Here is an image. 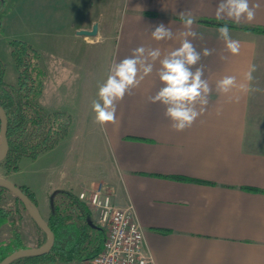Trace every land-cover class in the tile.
Returning a JSON list of instances; mask_svg holds the SVG:
<instances>
[{
    "label": "crops",
    "instance_id": "crops-1",
    "mask_svg": "<svg viewBox=\"0 0 264 264\" xmlns=\"http://www.w3.org/2000/svg\"><path fill=\"white\" fill-rule=\"evenodd\" d=\"M116 1L113 10L118 19L114 30L107 18L110 12L101 19L95 39L84 35L87 44L110 41V69L140 46L160 49V59L178 48L182 39L179 33L186 30L181 15L190 13L195 18L192 30L198 35L188 39L201 53L193 71L203 67V79L211 91L207 105L191 126L174 130L164 115L165 106L149 102V97L162 87L157 60L153 72L116 102L115 123H100L107 155L99 169V184L106 185L116 205H133L143 230L144 247L154 264H264V32L229 27L231 38L240 43V51L234 55L220 38V26L199 21L217 19L220 0ZM249 5H258L255 19H242L238 24L264 27V0H249ZM221 20L234 22L226 16ZM161 23L171 29L172 39L152 38V31ZM91 27L84 25L81 29ZM204 48L212 54L204 56ZM94 59L88 55L69 62L89 65ZM40 65L46 77L38 103L48 112L70 115L68 108L49 106L59 98L69 101L67 89L55 81L50 91L49 73L41 54ZM82 72L84 86L72 103L87 111L91 101L89 67H83ZM226 76L234 77V84L227 92L219 91L217 82ZM200 107L197 105L198 111ZM53 148L34 161L42 160V156L50 158ZM65 151L68 156L71 147ZM24 160L20 159L19 166ZM44 165L42 174L53 171L52 162L45 161ZM17 170L1 176L9 179ZM63 174L67 173L61 170ZM71 174L54 184L49 174L42 175L41 186L37 177H22L18 183L33 191L39 210L47 208L46 218L53 191L77 195L98 185L85 188L80 169L75 168V174Z\"/></svg>",
    "mask_w": 264,
    "mask_h": 264
},
{
    "label": "rangeland",
    "instance_id": "rangeland-1",
    "mask_svg": "<svg viewBox=\"0 0 264 264\" xmlns=\"http://www.w3.org/2000/svg\"><path fill=\"white\" fill-rule=\"evenodd\" d=\"M118 2L116 0L1 1L0 72L3 73L5 81L14 83L17 76L9 43L16 39L31 44L39 50L41 61L48 70V89L54 90L50 85L55 81L66 85L69 101L65 97L59 98L56 104L49 106L68 108L72 118L68 134L59 140L52 152H49L51 153L50 158L42 156V160L34 161L36 157H24L25 160L19 166L20 170H17V173L9 178L16 185L19 186L18 180L22 177H37V184L41 186L39 181L42 180L44 174H49L52 184H54L67 180L70 172H72L71 175H74L75 168L83 172L85 188L99 184L102 180L99 169L107 155V148L100 123L96 121L93 102L100 101L99 88L106 82L109 75L112 47L108 40L87 44L84 42V35L78 34L77 31L84 25L101 24V19L110 12L112 13L107 18L110 21V29L114 30L118 16L115 15L113 9L115 3ZM91 39H95V37L92 36ZM88 55L96 57L91 60L89 65L69 62L71 58L81 60ZM83 67L85 69L89 67V78L91 77L89 85L91 101L87 111H82L77 104L72 103L73 100L78 99V93L84 86L82 84V79H85L82 75ZM85 88H87L86 84ZM36 100L40 101L39 96ZM69 147H71V154L66 156L65 150ZM45 161L52 162L53 171L42 174L43 169L41 168L45 166ZM71 162L72 165L68 166L67 164ZM61 170L67 174L61 175ZM3 173L5 171L0 165V175ZM37 190L41 196L40 187ZM5 198L12 200L13 197L12 194L6 192ZM91 209L93 210V219L98 223L97 212L93 207ZM40 213L44 217L47 214V208L40 207ZM20 231L24 242L30 246H35L38 239L43 237L42 232L24 212ZM9 235L10 230L7 226L0 230V239L7 238ZM86 262L85 260L67 262L43 259L36 264H86Z\"/></svg>",
    "mask_w": 264,
    "mask_h": 264
},
{
    "label": "trees",
    "instance_id": "trees-1",
    "mask_svg": "<svg viewBox=\"0 0 264 264\" xmlns=\"http://www.w3.org/2000/svg\"><path fill=\"white\" fill-rule=\"evenodd\" d=\"M199 21L216 26L227 24L228 27L264 32V27L242 25L231 21L212 18H201ZM9 44L17 76L14 83H8L0 72V105L7 115L6 134L9 144L8 152L0 162L5 172L17 170L22 157L35 158L40 153L53 148L68 134L72 122L69 114L61 111L48 112L36 100L42 92L46 77V72L40 65L38 50L21 40L14 39ZM174 178L188 179L182 176H174ZM19 187L36 203L33 191L25 185ZM6 192L12 194V200L5 198ZM23 212L28 215L19 198L0 186V230L5 226L10 230L7 238L0 239V260L16 249L30 246L24 242L20 231ZM45 220L55 236L51 250L43 255L16 258L9 264H36L43 259L67 262L87 260L101 250L105 229L94 221L91 205L81 201L70 191L53 192L50 212ZM33 223L43 234L35 244L40 246L44 243L46 235L34 221Z\"/></svg>",
    "mask_w": 264,
    "mask_h": 264
},
{
    "label": "clouds",
    "instance_id": "clouds-1",
    "mask_svg": "<svg viewBox=\"0 0 264 264\" xmlns=\"http://www.w3.org/2000/svg\"><path fill=\"white\" fill-rule=\"evenodd\" d=\"M250 7L249 0H220L215 16L217 20L225 16L239 23L242 19L251 22L255 19V8ZM185 31L179 33L182 38L180 46L170 51L162 59L160 49L145 48L133 49L132 55L114 63L110 69L106 82L99 88L101 102H93L98 123H115L116 102L122 100L126 93L138 87L140 82L153 72L154 63L159 60L160 68L157 70L162 87L154 96L149 97L150 103H160L165 106L164 115L172 122V128L182 131L196 120L207 105V96L211 89L207 80L203 79V67L197 65L201 59L189 37L196 38L197 33L192 30L195 18L189 13L181 15ZM217 31L220 38L226 43L227 50L238 54L240 43L233 40L227 24L220 26ZM152 38L156 41L172 39L173 32L163 23L152 31ZM202 38V37H201ZM212 50L203 49V55L209 56ZM254 70V69H253ZM249 78L250 74H249ZM234 84V77L226 76L217 82V89L227 92ZM197 105H200L199 111Z\"/></svg>",
    "mask_w": 264,
    "mask_h": 264
},
{
    "label": "built area",
    "instance_id": "built-area-1",
    "mask_svg": "<svg viewBox=\"0 0 264 264\" xmlns=\"http://www.w3.org/2000/svg\"><path fill=\"white\" fill-rule=\"evenodd\" d=\"M77 196L95 209L97 222L105 229L101 250L86 264H154L151 253L144 247L143 230L131 203L116 205L104 184L82 190Z\"/></svg>",
    "mask_w": 264,
    "mask_h": 264
},
{
    "label": "water",
    "instance_id": "water-1",
    "mask_svg": "<svg viewBox=\"0 0 264 264\" xmlns=\"http://www.w3.org/2000/svg\"><path fill=\"white\" fill-rule=\"evenodd\" d=\"M98 25L94 23L90 29H80L78 34L85 36H95ZM7 115L4 108L0 105V162L8 152L9 144L7 140ZM0 186L11 191L21 201L24 209L27 211L32 220L45 232L46 239L40 246L23 247L12 251L0 260V264H9L11 261L24 256H38L48 253L54 243L55 236L46 220L42 217L37 204L31 200L21 188L10 181L8 178L0 175ZM53 193L50 195V199Z\"/></svg>",
    "mask_w": 264,
    "mask_h": 264
}]
</instances>
